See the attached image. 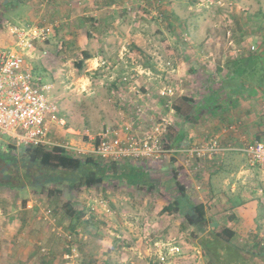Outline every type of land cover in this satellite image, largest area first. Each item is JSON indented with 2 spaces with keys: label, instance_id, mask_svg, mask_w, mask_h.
Wrapping results in <instances>:
<instances>
[{
  "label": "rangeland",
  "instance_id": "374dc122",
  "mask_svg": "<svg viewBox=\"0 0 264 264\" xmlns=\"http://www.w3.org/2000/svg\"><path fill=\"white\" fill-rule=\"evenodd\" d=\"M43 2L42 0H10L7 7L3 0H0V46H2V35L6 37V42L10 41V44L14 40L13 35L8 31L7 21L26 26L51 23L52 20L66 18L65 30H70L74 23L67 19L66 14H60V17L58 15L51 21L47 19L40 21L39 10ZM116 2L112 10L109 7L96 9L103 15L111 11L109 17L115 21L111 26L107 24L105 29H101L105 30L102 40L95 37L80 40L81 36L71 33L74 37L72 45H66L67 41L62 45V40L57 35L52 36L51 46L44 47L37 43L40 50L51 48L53 55L57 50H64L63 55L61 52L58 53L60 55L54 56V61L60 65L59 60L66 58L67 61H63L65 64L63 67L67 69L66 74H60L54 80L46 76L47 79H44L42 84L53 81L56 89L53 95L59 97L56 99L64 109L61 110V113L64 111L61 115L67 118L68 124L73 129L82 132L88 130L91 134H96L104 129L106 123L121 122L122 115L120 116L116 106V99L99 80L101 78L109 80L108 75L109 77L111 74L114 77L134 75L141 85H144V82H158L159 79L162 82L163 76H166L171 78L176 88L184 89L186 79L185 76L180 75V72L190 64L211 62L216 66L232 58L233 53L241 55L243 50H247L248 45L253 44L259 47L257 52L263 55L264 60V0H151L154 6L150 5L148 0ZM51 5L52 3H48L46 6L48 13L52 12ZM159 7L163 10V16ZM63 9L65 10L66 6ZM157 10L160 17L157 16ZM79 13L78 7H72L71 19L75 17L72 20L76 21V15ZM65 46L71 47L69 52L73 55H70L69 59L65 55L68 51ZM85 48L96 55L99 54L98 52H103L100 55L103 56L105 64L102 60L99 61L98 67L104 68L103 71L102 68L99 69V73L94 69L87 72V66L80 71L81 74L94 77L95 83L92 84L91 91L85 90L78 94L72 90L74 86L70 85L67 76L70 75L69 70L74 69L73 63L80 56L81 50ZM137 48L144 51L142 61L135 52ZM30 59L31 57L28 61L31 62ZM256 59L260 61L259 58ZM244 76L252 78L253 74L247 71ZM142 77L148 80L145 81ZM125 98L124 94L120 96L121 100ZM68 110L70 114L67 113ZM102 113L105 114V120L102 118ZM170 118L174 121V118ZM67 135L68 138L73 137ZM1 144L5 147L9 144L13 145L7 134H0ZM12 151L17 155L21 152L16 149ZM246 157L247 155L243 157L245 161ZM143 161L141 165H144L145 170H151V178L156 182H162L165 177L163 169L154 168L155 163L159 164L160 161ZM193 172L195 173L194 170ZM66 180L63 178V181L50 183V186L57 191L61 190L51 198L47 187L36 190L26 188L20 191L0 186V195L3 197L0 203V264H153L158 249L155 243L162 244L168 241L181 244L185 253L189 255L183 264H264V254L260 256L257 252L261 248L256 249V254L252 250L255 249L254 242H260L261 247H264L262 235L256 236L250 233L246 236L236 233L232 242L225 244L222 242L219 248L215 247V250L212 245H203V240L210 243L208 234L209 231L212 233V230L195 238L189 228L185 229L183 226L181 216L163 212L161 208L170 198L160 189L161 183L155 184L157 189L150 191L147 184L141 185L138 190L129 187L126 183L116 184L117 180L109 179L101 185L70 188ZM167 186L171 191L172 183L168 182ZM90 196H102L109 202L114 212L105 215L100 213L95 217L98 219L99 229H102L99 234L100 244L96 241V237L84 235L83 232L81 235L83 234L84 237L77 235V230H81L82 226H78L72 234L68 231L70 219L64 209L66 201L72 200L77 206L85 205L87 209L89 202L87 197ZM173 196L175 197L173 194L170 195ZM24 199H26V207L23 206ZM130 226L138 231L130 232L128 228ZM224 226L225 222L220 221L213 231ZM261 227L264 233V225ZM131 239L138 241L133 243ZM76 240H80V244H73ZM130 240L134 244L133 249L127 245L126 241L130 243ZM68 244L70 246H67ZM231 245L240 249L235 251L237 255L228 252L231 250ZM194 247L201 249L204 255L200 257L198 252L200 250ZM108 259L111 263L106 262Z\"/></svg>",
  "mask_w": 264,
  "mask_h": 264
},
{
  "label": "crops",
  "instance_id": "0c3cea01",
  "mask_svg": "<svg viewBox=\"0 0 264 264\" xmlns=\"http://www.w3.org/2000/svg\"><path fill=\"white\" fill-rule=\"evenodd\" d=\"M43 1L44 0H42V2ZM46 1L47 2L41 4L42 8L39 10L41 15L38 18H41L40 21H46V19L51 21L58 15V17H60V14H66L67 19H70L74 23L70 30L66 31V26H64L66 18L65 20H61L60 18L56 19V21H59V26L62 24V28L56 30L54 35L61 38L62 45L65 41H67L65 43L66 45H72L74 37L71 33L77 34L78 37L81 36L80 40L88 39L90 37L102 40L105 30L101 29H105L107 24L108 26H111L115 23V21L109 17L111 11H109L107 15H103L99 10H102V7H109L110 10H112L118 0ZM3 2L7 7L9 6V0H3ZM48 3H52L50 7L53 9L50 13L46 10ZM64 6H66L65 10L63 9ZM74 6L80 9V13L76 15V21L72 20L75 17L71 19V8ZM97 6L98 8H95ZM96 9L99 10L97 11ZM70 22H68L69 25ZM6 24L7 26H10L11 24L17 23L7 21ZM99 25L100 27H98ZM12 38L14 39V37ZM51 38L47 40L46 43L39 42V44L44 47L46 45L51 46V43L53 42V40L51 41ZM103 43L104 42H102V44ZM8 45H10V41L6 42V37L2 35V46ZM70 48H68V51L65 54L68 56L67 59L70 58V55H73L69 52ZM83 50H88L93 55L86 60L85 67H88L86 71L89 72L94 69L98 70L99 73V69L102 68L101 66L98 67L99 61L102 60L105 62L103 56L100 55L103 52H98L99 54L96 55L93 54V51L90 49L85 48L81 51ZM58 53L63 55L64 50H57L55 55H53L51 48H49V50H40L37 46L34 51V56L30 60L35 73L42 77V81L47 79L46 76L51 77L52 80H54L55 77L58 78L60 74H66L65 72H67V69L63 67L65 65L64 62L67 61L66 58L59 60L61 66L54 61V56L60 55ZM233 54L232 58H229L228 61H224L216 66L211 64V62L196 65L190 64L186 67V71L184 70L180 72V75L185 76L186 79L182 95H186L190 99V103L177 102V106H179L181 111L179 109L177 110V108H173L174 112L165 109L163 107L164 98L161 97L158 92L159 86L161 87L172 81L170 77L163 76V83L160 79L158 82H144V85H141L142 90H144V92H149L150 95L149 97L139 99L128 90L126 85L120 83L118 78L121 76L114 77L113 74H111L109 77L108 75L110 81L107 79L105 80L104 78L99 79V74L97 77L101 81L99 82L105 84V87L110 90L113 98L116 99V106L120 111V116L122 115V119L123 114L129 115L128 119L135 118V111L138 105L144 108V119L147 117L145 123H140L142 127L147 126L149 123L148 118L151 115L155 117L168 115L174 118V124L181 133V138L176 140V147H188V145L198 144L212 136H218L221 143L225 146L231 145L234 149L228 150L223 157L202 160L200 170L195 173L193 172L192 167L189 166L188 162L185 163V151L146 161H160V163H163V165H160V163L158 164L156 162V166H152V168H158L159 170H161V168L163 169L162 172L165 177L162 182L160 181L158 183H161V185H159L160 189L164 195H167L168 197L172 192L175 195L172 169H179L178 177L181 183L186 186L190 198L196 202H202L206 206L207 215L210 220L209 230L213 231V229L216 228L215 225H219L220 221H224L225 226L223 228L229 227L236 233L246 236L250 233H253L256 236L262 235L263 238L264 233L261 225H264V166L250 165L247 157L246 161L243 159L246 154L237 148L257 141L264 142V60L262 59L263 55H256L260 61L258 62L256 59L250 67L246 66L247 69L245 71H251L253 74L252 78H248L244 76V74L238 76L235 65L232 63V60L242 57L243 54ZM259 54L261 53L259 52ZM73 65L74 69L72 71L70 69V75L67 76V79L70 80V85L74 86L72 90L76 91L78 94L85 92V90L87 92L91 91L93 89L92 84L95 83L94 77L81 74L75 67L74 63ZM145 68L150 69L148 67ZM103 70L104 68H102V71ZM238 73H240V71H238ZM142 78L145 81L148 80L147 78ZM238 78H241V80H238ZM165 79L167 80L165 81ZM46 85L51 86L50 95L53 99L57 100L59 97L53 95L56 90L53 81ZM89 94L90 93H88V95ZM123 94L126 98L121 100L120 96ZM190 104L192 107L191 109L189 108ZM61 110L64 109L60 106V114L64 112L62 111L61 113ZM67 113L70 114L69 110ZM101 115L105 120V114L102 113ZM64 119L67 122L66 127L62 128V130L56 129L54 131L55 136L77 146H83L86 143L83 136L90 132L88 130L82 132L73 129L72 126L68 124L67 118L64 117ZM106 124L104 127L116 125L110 123L108 125ZM92 131L94 130H91V132ZM67 134L72 135L73 137L68 138ZM136 162H138V165H136ZM141 163H144V161L127 159L123 162H117V167L120 168L119 173L121 172V174L114 176L113 180H117L116 184H119L120 182L123 184L126 183L129 187L132 186L135 189H138L141 185L144 186V182L140 185H136L135 181L132 182L131 180L132 176L139 174L142 175L148 173L150 176L149 172H151V170H145L144 165H141ZM170 180L172 182L171 191L167 188V183H170ZM147 185L148 188L151 189L153 183ZM150 191H152V189ZM111 212L114 213L112 209ZM221 217L222 219H220ZM128 228L130 232L138 231V229H135V227L132 226ZM223 228L216 230L222 231ZM80 229L82 230H78L81 231L78 232L80 233V236H82V232L86 235L84 229ZM99 231H102V229L100 228L98 232ZM131 240L133 243L138 241L137 239L136 241L134 239ZM131 240L130 243L128 241L126 242L128 247L133 249L134 244ZM96 241H99L100 244L101 237L99 235L96 236ZM134 262H136V260Z\"/></svg>",
  "mask_w": 264,
  "mask_h": 264
},
{
  "label": "built area",
  "instance_id": "2783aa9c",
  "mask_svg": "<svg viewBox=\"0 0 264 264\" xmlns=\"http://www.w3.org/2000/svg\"><path fill=\"white\" fill-rule=\"evenodd\" d=\"M157 10V15H159ZM59 21L42 24H11L9 32L14 40L8 46H0V134H7L16 150L27 147L43 145L48 149L60 147L69 155L85 157L94 155L104 163L124 160H150L158 159L169 153L185 151L189 166L198 172L202 166L201 161L214 157H223L228 150L234 149L231 145L225 146L218 136H212L198 144L188 147L168 146L164 141V134L169 125L174 124L171 116H149V123H145V111L137 106L135 118L123 114L122 122L104 127L96 134L88 133L83 136L85 144L77 146L69 141L55 136L56 129L62 130L67 122L60 114V105L50 95L51 86L42 84V77L35 73L34 67L28 58H32L37 43H45L55 33ZM258 46L251 45V50L257 51ZM105 64V62H103ZM121 83L139 98L149 95L142 90L134 75L122 76ZM182 92V90H180ZM159 95L169 99L173 105L172 97L176 90L173 85L164 84L158 88ZM174 112L173 108H170ZM248 157L250 165L264 166V142L257 141L237 148ZM187 164V165H188ZM89 202L84 209L85 219L98 217L100 213L112 214L109 202L102 196L87 197ZM78 232V230H77ZM70 233V232H69ZM71 234V233H70ZM68 234V235H70ZM72 237V235H70ZM82 237L84 235L82 234ZM158 249L153 264H181L189 255L185 253L181 244L177 242L156 243ZM67 246H70L69 244ZM204 255L201 249L194 247ZM69 257H71L69 255Z\"/></svg>",
  "mask_w": 264,
  "mask_h": 264
},
{
  "label": "trees",
  "instance_id": "16d2710c",
  "mask_svg": "<svg viewBox=\"0 0 264 264\" xmlns=\"http://www.w3.org/2000/svg\"><path fill=\"white\" fill-rule=\"evenodd\" d=\"M148 2L150 5L154 6V3H151V0H148ZM9 4L10 3L8 2V5ZM124 10L127 12L126 9ZM159 10L161 11V16H163V10L161 7H159ZM157 16L160 17V14ZM55 21L56 19L52 20V23H55ZM59 28H62V26L60 25L59 27H56L55 31L57 29L59 30ZM135 52L137 53L139 60L143 59L142 55L144 51L142 49L137 48L135 49ZM255 52L257 51L251 50V45H248L247 50H243L242 57L232 60V63H234L237 70L238 76L243 75L244 72H246V66L250 67L256 58H258L256 55L258 56L260 54L259 52ZM92 56V53H90L88 50L81 51L80 56L74 61L75 67L79 71H82L85 67L86 60ZM238 71H240V73H238ZM118 80L120 81L121 77H119ZM166 84L173 85L176 93L172 97L173 105H169V99L163 97V107L167 110H170V108H177V110L179 109L181 111L179 106H177V102L190 103V99L186 95H182L184 89L176 88L173 81ZM180 90L183 91L181 92ZM189 106L191 109V104ZM180 134L181 133L177 129V126L175 124H171L168 126L167 132L164 134L163 141L168 146H175L176 140L181 138ZM12 150H15V147L11 144L7 145L6 147L4 144L0 145V186L3 188L18 189L23 191L26 188L36 190L47 187L48 195L51 198L54 194H56V192H60L61 190L57 191V189L50 186V183L63 181V178L67 179L66 181L69 182L70 188L79 186L92 187L93 185L104 184L108 179L113 180L114 176L121 174V172L119 173L120 168L117 167V161L104 163L102 159L97 158L94 155L75 157L73 155H69L64 151V149L60 147H55L53 149H48L43 145L37 147H27L23 150H20L21 152L19 151L20 153L18 155L14 154ZM178 170L179 169L177 168L172 169L175 197H170L173 192L170 193V199L168 203L161 210L163 212L181 216L185 229L189 228L191 234L195 238H198L205 233L207 234L209 230L210 220L207 215L206 206L202 202H196L190 198L186 186L181 183L178 177ZM149 174L150 176L148 173L132 176L131 180L132 182L135 181L136 185H140L142 182H144V184L153 183V185H151V189L154 190L157 188L155 184L158 185V182L151 178L152 172H149ZM65 175L69 177H64ZM170 183H172L171 180ZM1 200L3 201L2 195H0V203H2ZM22 202L23 206L26 207V199H24ZM64 209L67 217L70 219V228L68 231L71 234L77 229L78 226H82L85 234L90 235L91 237H96L100 234L101 231L98 232V219L94 216L89 219H85L84 209L81 206H77L72 200H69L66 201ZM76 234L79 235L80 233L77 232ZM235 236L236 232L234 230L229 227H225L222 231H212V233L209 231L208 238H210V243L203 240L202 244L205 246L212 245L213 249L215 250V247L219 248L222 242L224 244L226 242H232ZM80 240H82V238H80ZM80 240H76L75 242L73 241V244H80ZM261 246L262 245L260 242H254L255 249L252 250L255 253L256 249L260 247L261 249L259 251L257 250V252L260 253V256H263L262 254H264V247ZM230 249L232 251L229 250L228 252L233 254L239 248L235 245H231ZM242 249L244 250L245 248ZM221 258L223 257L221 256ZM106 262L109 263L110 259H108Z\"/></svg>",
  "mask_w": 264,
  "mask_h": 264
}]
</instances>
